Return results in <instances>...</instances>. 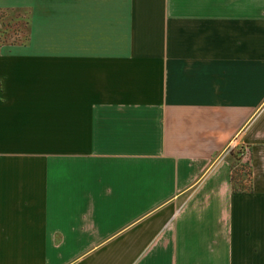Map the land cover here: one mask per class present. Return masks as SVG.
<instances>
[{
    "label": "crops",
    "instance_id": "1",
    "mask_svg": "<svg viewBox=\"0 0 264 264\" xmlns=\"http://www.w3.org/2000/svg\"><path fill=\"white\" fill-rule=\"evenodd\" d=\"M0 264H264V0H0ZM247 150L248 192L229 181Z\"/></svg>",
    "mask_w": 264,
    "mask_h": 264
},
{
    "label": "rangeland",
    "instance_id": "2",
    "mask_svg": "<svg viewBox=\"0 0 264 264\" xmlns=\"http://www.w3.org/2000/svg\"><path fill=\"white\" fill-rule=\"evenodd\" d=\"M27 13L20 9H13L12 11L0 13V45L14 44L22 42L26 39L27 34ZM232 157H230V164L234 165V168L241 170L240 180L242 185L246 186L245 175L247 165V150L242 148L237 153L232 150ZM237 158V160H236ZM240 167V168H239ZM242 168V169H241Z\"/></svg>",
    "mask_w": 264,
    "mask_h": 264
},
{
    "label": "trees",
    "instance_id": "3",
    "mask_svg": "<svg viewBox=\"0 0 264 264\" xmlns=\"http://www.w3.org/2000/svg\"><path fill=\"white\" fill-rule=\"evenodd\" d=\"M238 150H242V147H238L234 151L237 153ZM230 155H231V152H230ZM231 157H232V155H231ZM236 160H237V158H236ZM246 170H247V172H246V175H245V181H243V182H246L247 185L243 186L241 184L242 181L240 180V176H241L240 172H241V170H238V168H234V165L230 164L229 181H230L231 189L233 191H236V192H248V190H249V175H250L248 161H247V165H246Z\"/></svg>",
    "mask_w": 264,
    "mask_h": 264
}]
</instances>
